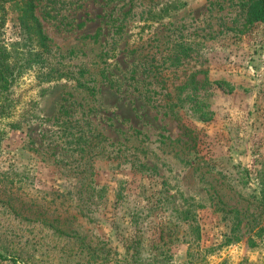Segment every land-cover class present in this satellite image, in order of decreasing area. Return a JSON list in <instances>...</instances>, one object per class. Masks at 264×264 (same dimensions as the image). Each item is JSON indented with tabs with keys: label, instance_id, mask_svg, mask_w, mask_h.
<instances>
[{
	"label": "rangeland",
	"instance_id": "rangeland-1",
	"mask_svg": "<svg viewBox=\"0 0 264 264\" xmlns=\"http://www.w3.org/2000/svg\"><path fill=\"white\" fill-rule=\"evenodd\" d=\"M244 1L34 0L46 50L4 1L22 68L0 264H264V21Z\"/></svg>",
	"mask_w": 264,
	"mask_h": 264
},
{
	"label": "trees",
	"instance_id": "trees-1",
	"mask_svg": "<svg viewBox=\"0 0 264 264\" xmlns=\"http://www.w3.org/2000/svg\"><path fill=\"white\" fill-rule=\"evenodd\" d=\"M5 0H0V10L3 11V3ZM33 1L34 0H26L29 12H28V18L32 21L31 28L34 29V33L38 39L37 46L38 48H43L44 50L48 49V45L46 44L47 38L43 35L41 26L37 20V18L34 15V7H33ZM246 4L250 5L247 8V11L249 15H247L250 20H261L264 21V0H248L244 1ZM245 4V5H246ZM4 23V16L0 14V24L2 25ZM190 50L189 47H184L183 44L179 43V45H176L174 47L175 53H173L172 58H168L170 63V67H179L183 64L184 59L186 58L185 52ZM37 55V54H36ZM39 55V54H38ZM17 60L15 63H12L11 60H9V52L7 51V48L0 45V96H1V102H0V118L7 117L11 113L12 103L9 100V93L12 82L17 79L21 72V65L17 68ZM193 77V76H192ZM193 79V78H192ZM182 87L179 89L181 90ZM176 108L182 109L179 104H170L165 106V109L171 112L172 114H177L178 111H175ZM179 110V109H178ZM178 117V116H177ZM144 167V166H142ZM258 207L262 208L264 211V191L262 192V200L257 205ZM4 260H8L12 262L13 264H19L17 263V259L13 257L5 258Z\"/></svg>",
	"mask_w": 264,
	"mask_h": 264
}]
</instances>
